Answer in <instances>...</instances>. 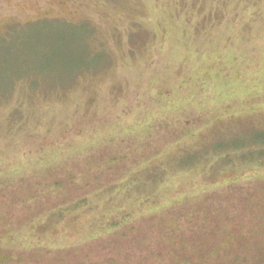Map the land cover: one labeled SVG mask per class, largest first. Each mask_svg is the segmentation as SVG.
<instances>
[{
	"label": "rangeland",
	"instance_id": "rangeland-1",
	"mask_svg": "<svg viewBox=\"0 0 264 264\" xmlns=\"http://www.w3.org/2000/svg\"><path fill=\"white\" fill-rule=\"evenodd\" d=\"M8 62L37 87L0 90V264H174L206 216L254 229L264 0H0Z\"/></svg>",
	"mask_w": 264,
	"mask_h": 264
},
{
	"label": "trees",
	"instance_id": "trees-1",
	"mask_svg": "<svg viewBox=\"0 0 264 264\" xmlns=\"http://www.w3.org/2000/svg\"><path fill=\"white\" fill-rule=\"evenodd\" d=\"M13 43L16 40H12ZM15 46H17L18 44L14 43ZM11 54L10 56H12L14 58L15 54L14 53H9ZM13 63H7L4 64L5 67H0V80H2L3 83L4 79L6 78V76H9V81H10V85L7 88H1V91H6L8 90L13 81L17 79L20 80L22 77L27 76L29 77V84L34 88L35 86L37 87V81H35L36 79V75L33 71H29L28 73H23L20 69V73H18L17 71H12L10 69L11 66H13ZM9 69V70H7ZM13 78V79H12ZM49 78V77H46ZM5 84V83H4ZM35 87V88H36ZM39 88V87H38ZM106 139V138H104ZM262 139L261 137L259 138V140ZM264 142V141H263ZM259 143V142H258ZM252 148H254L252 151H248V153H250V155L252 154V152H254L255 154H252L253 156H255V158L257 159L260 158L258 161H253L255 165H260L264 168V144L260 145L259 144H252ZM263 158V159H262ZM249 160H251V158H248ZM246 160V159H244ZM250 164V163H247ZM252 164V163H251ZM210 169L212 170H217L219 171V167L218 166H214V168H212L210 166ZM264 180V178H258L256 180ZM27 185L24 183V187H26ZM22 190V189H21ZM29 198V197H27ZM242 204H244V211L242 213L239 214L240 217H243L244 219L247 218V211L249 210V208L251 207H258L259 209H261V212H263V214H259L258 211L255 214H251L249 213V216H256L257 220L254 224H252L251 227H254L253 230L250 231H242L240 228V226H243V224H239L237 225L239 228L236 229L235 232H230L231 231V225H230V219L231 216H228L227 218H225L224 222L220 221V224L222 226V229H220V233L216 232L217 229H212L209 227L210 224V220L208 216H206V219H204V224H203V228L200 227L199 230H194L196 231L195 233L197 235H204V243H201V245L199 247H197V245L195 244V242L193 243V245H191V247H188L185 244V241H179L178 235L180 232V229L178 231H173L171 232V234L168 235V237H174V242L172 243L173 249H172V255L171 258L172 259H176L174 264H218L221 260V253H223V255L227 256L229 255V253L231 254L233 251L237 253L236 257L234 258L235 261H239L240 262H236L237 264H241L242 262L244 263L246 261L249 262L250 258L249 256H246V252L248 250V245L246 243V240L249 239L247 242H259L261 240L264 239V200H260L258 198H256L253 195H249L246 194V198L243 199ZM226 213V212H225ZM183 214V213H181ZM181 214H178L177 216L179 217ZM228 214V212H227ZM206 215V214H205ZM187 217V216H185ZM177 218V217H176ZM217 223L218 220H217ZM226 223V224H225ZM179 224V223H178ZM184 224V222H183ZM227 225L229 226V228H227ZM197 227V226H196ZM202 228V229H201ZM206 234H209V236H205ZM244 237H247L244 238ZM215 238V239H214ZM210 240V241H206V240ZM213 239V241H212ZM223 241L221 243V247L220 248H215L214 246L216 245V243H218L217 241L219 240ZM234 239H237V243H235V241H233ZM252 239V240H251ZM191 242V241H189ZM212 243V244H211ZM225 245H224V244ZM253 247H250V249L254 252H257L261 255V258L259 260V258H257V263L256 264H264V255L263 253L260 252L259 248L253 244H250ZM219 247V245H217ZM187 247V249H186ZM244 250V251H243ZM195 255H197L198 257H194ZM263 255V256H262ZM198 258V259H196ZM234 261V260H233ZM221 264V263H220ZM228 264V263H225Z\"/></svg>",
	"mask_w": 264,
	"mask_h": 264
}]
</instances>
